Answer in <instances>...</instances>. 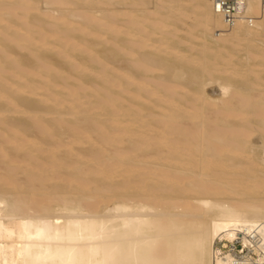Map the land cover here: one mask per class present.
<instances>
[{"label": "bare ground", "instance_id": "obj_1", "mask_svg": "<svg viewBox=\"0 0 264 264\" xmlns=\"http://www.w3.org/2000/svg\"><path fill=\"white\" fill-rule=\"evenodd\" d=\"M160 1L0 0V264H264V1Z\"/></svg>", "mask_w": 264, "mask_h": 264}, {"label": "rangeland", "instance_id": "obj_2", "mask_svg": "<svg viewBox=\"0 0 264 264\" xmlns=\"http://www.w3.org/2000/svg\"><path fill=\"white\" fill-rule=\"evenodd\" d=\"M41 1V0H40ZM72 2H73V5H71V6H68V8L70 7V8H72V7H74V8H79L81 5H79V4H77V0H72ZM156 2H157V0H150V4H148L149 6H147L150 10H153L154 9V6L155 5H158V4H156ZM13 3V1H11V3L10 4H12ZM160 3H164L162 0L160 1ZM2 4V2H0V11H3L4 10V7L7 5V4H5L4 3V7L1 5ZM98 5V6H97ZM88 5H83V8L85 7L86 9L89 7H87ZM97 6V7H96ZM101 7L102 9L104 8V9H106V8H108L109 9V7H111V6H109L108 4H104V6L103 5H100V3H98V4H93V6H91V9H94L93 7H95L96 9H101V8H98V7ZM107 6V7H106ZM109 6V7H108ZM151 6V7H150ZM153 8V9H152ZM45 9V8H44ZM88 9H90V7L88 8ZM96 9H94V10H96ZM164 10V11H163ZM167 10V11H166ZM18 13L19 12V10H17V11H15V13ZM170 13L171 14V16H170V21L168 22V23H170V24H172V23H174L175 22V20L176 19H174V17H172L173 15H175L173 12H174V10H171V12L170 11H168V9H166L165 8V6L162 8V9H159L158 11H157V15H159V16H161V14L162 15H164V14H166V13ZM96 14V13H95ZM156 15V16H157ZM196 14L195 13H191L190 14V16H189V18H185L184 20H185V22H186V24L188 25H194L196 22L194 21L195 19H196V16H195ZM174 19V20H173ZM197 20V19H196ZM176 24H177V26L179 27V29L180 30H178L177 31V33H175L174 35H172V36H174V37H176V38H171L172 40V42H171V44L169 43V45H171V47L170 48H175L176 46L179 48V50H181L182 52L183 51H185L187 54H185L186 55V57L188 56V53L190 54L189 56H191V55H193V57H194V54L196 55V54H198L199 53V51H200V49L202 48V45H203V43L202 42H199V41H203L204 43H206V40H204L203 38H205V36L204 35H202V32H201V29L200 28H198V27H196V29H194V31H192V34L188 37V35L186 36V33L183 31V28H186L187 26L183 23V21L181 20V21H177L176 22ZM180 24V25H179ZM188 28V27H187ZM177 35V36H176ZM194 35V36H193ZM192 36V37H191ZM168 37H171V35H168ZM194 37H197V38H195V40L196 41H193L194 39ZM201 37V38H200ZM179 38V39H178ZM183 38H186V40L188 41L187 43L186 42H183V41H181ZM92 39V41L94 42V41H98V39L96 38V40H95V37H92L91 38ZM181 39V40H180ZM103 40V39H102ZM179 40V41H178ZM211 40H212V38H211ZM91 41V42H92ZM189 41H191V42H189ZM181 43V44H180ZM174 45V47H172L173 45ZM183 44V45H182ZM185 44V45H184ZM196 44V45H195ZM191 45H193V46H191ZM200 46H201V48H200ZM108 47H110V45H109V43L107 44V43H102V45H100V46H98V49L100 50V52L102 53V52H104ZM189 47V48H188ZM191 47V48H190ZM199 47V48H198ZM191 49V50H190ZM199 50V51H198ZM48 51H50V50H48ZM198 51V52H197ZM19 52L21 53V54H23V55H25L26 53H27V51L26 50H19ZM244 52L245 51H241V52H239L238 53V55L236 56V57H233V61H236V62H238V63H240V64H243V63H245V61L244 60H242L241 61V59H239V58H241V57H243V55H244ZM209 54H212V53H209ZM103 55H106L110 60H112L113 59V57H112V54H110V52H105V53H103ZM51 61L52 62H55L56 61V59H51ZM192 65V66H191ZM232 66V65H231ZM194 67H195V65H194V63H190V64H188V66H187V68H189V69H191V70H194ZM222 73H220V75H221ZM228 75V73H223V76L222 77H226ZM236 79H238L239 80V77L237 76L236 77ZM22 115V114H21ZM21 115H18V116H16V118L17 119H23V118H25L27 115H25V116H21ZM51 115H49V116H45L46 118H49ZM27 118V117H26ZM1 123V122H0ZM108 124L109 125H107V123L105 124L106 125V127L108 126L109 128L111 127L110 126V122H108ZM101 127V128H100ZM106 127L104 126V125H100L99 127H97L98 128V130H100V131H103V130H105L106 129ZM77 129V128H76ZM108 130H111V129H108ZM45 137H48L47 135H45L44 137H43V139H41V141L39 142L42 146H38V147H40L41 148V150H39V151H34V152H32V154L34 155V157H37L39 160H35V162H33V163H38V164H40V163H42L44 160H42L43 158L45 159V160H48L49 159V157L50 156H53V153L52 152H49V151H47V147L45 146V145H43V141L45 140ZM43 147H45V148H43ZM48 152V153H46V152ZM11 154L10 155H12L13 154V152L14 151H9ZM45 152V153H44ZM38 155H37V154ZM46 154V155H45ZM28 155H30V153L28 154ZM39 157H43V158H39ZM13 158V157H12ZM25 160H28L29 158H28V156H25V157H23ZM14 160H10L9 161V163H3V162H1L0 161V170L1 169H4V168H9V167H12V166H14L15 165V163L13 162ZM44 162H47V161H44ZM18 163V162H17ZM20 165H22V168H20V169H18L17 170V174H16V176L17 177H23L24 176V174H22V172H23V170H24V172L23 173H26L25 172V169H24V167H25V162H20ZM28 168H30L31 169V167H28ZM18 172H21L20 174L18 173ZM22 175V176H21ZM35 182V181H34ZM161 182H159L156 186H155V193L156 194H162V187H163V183H161Z\"/></svg>", "mask_w": 264, "mask_h": 264}, {"label": "built area", "instance_id": "obj_3", "mask_svg": "<svg viewBox=\"0 0 264 264\" xmlns=\"http://www.w3.org/2000/svg\"><path fill=\"white\" fill-rule=\"evenodd\" d=\"M247 2L248 0H212L214 10L223 16L229 28H232L239 20L242 19ZM252 238L253 243L247 247L243 246L241 242L236 243L234 251L238 252L239 256H242L240 261L243 260L244 262L261 264L262 262L257 261L259 254H263L260 248L261 241H259V237ZM224 250L229 249L224 247Z\"/></svg>", "mask_w": 264, "mask_h": 264}, {"label": "clouds", "instance_id": "obj_4", "mask_svg": "<svg viewBox=\"0 0 264 264\" xmlns=\"http://www.w3.org/2000/svg\"><path fill=\"white\" fill-rule=\"evenodd\" d=\"M220 90H221L222 94H224V90L223 89H220Z\"/></svg>", "mask_w": 264, "mask_h": 264}]
</instances>
